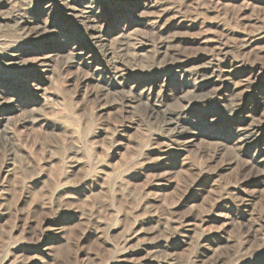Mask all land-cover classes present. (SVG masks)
Returning a JSON list of instances; mask_svg holds the SVG:
<instances>
[{
    "label": "rangeland",
    "instance_id": "1",
    "mask_svg": "<svg viewBox=\"0 0 264 264\" xmlns=\"http://www.w3.org/2000/svg\"><path fill=\"white\" fill-rule=\"evenodd\" d=\"M44 5L0 0V264H264V2L97 0L98 39ZM115 64L198 136L121 103Z\"/></svg>",
    "mask_w": 264,
    "mask_h": 264
},
{
    "label": "bare ground",
    "instance_id": "2",
    "mask_svg": "<svg viewBox=\"0 0 264 264\" xmlns=\"http://www.w3.org/2000/svg\"><path fill=\"white\" fill-rule=\"evenodd\" d=\"M57 1L58 0H43V2L45 4L43 7L44 8L43 11H46L48 9L49 10L48 12H53L55 8H57L60 11L62 10L64 12V15L66 14L69 17L75 18L81 24H84L85 33L88 34L91 38H95V39L99 38V32L100 31L98 30V26L95 23V17H94V15H96V12L94 9L95 8V2H97V0H89V2L84 4V7H82V8L79 7L78 5L74 4L73 2L69 1V0L61 1V2H57ZM262 1L264 2V0H262ZM263 12H264V7H263ZM42 20H44V19H42ZM52 30H51V26H49V22H46L44 26H38L37 25L32 30L30 29L29 31L30 32L32 31V34L34 35L35 33L48 34V33L53 32ZM262 31L264 34V27L261 29L260 33ZM27 32H28V29H27ZM123 35H124V33H123ZM257 40H260V41L264 40V35H261L258 38L253 39V42H255ZM250 41L251 40H249L247 42L245 41V42L247 44H249ZM111 53L112 52H108V55H110ZM222 54L223 55L227 54L226 48H224V53H218L217 52L218 57H216L213 54L210 55L209 60L207 61L206 65H205V68L211 72L209 75H207V78H209L210 81L212 80V82L217 80L220 77V73L224 70L221 63H218L219 62V56ZM16 55L14 54L11 56H16ZM15 58H17V57H15ZM45 62H46V60H41L39 63L43 66L45 64ZM229 69H232L231 65L229 66ZM229 71H231V70H229ZM130 72H131V70L127 71V69H124L122 66L115 64L114 67L108 73L109 75L113 76V78L115 80L113 82H110L109 86H115V85H117V86L122 85L123 86V89L125 92H123V90H122V92L124 94H122L119 97V99H121V101H120L121 103L124 102L125 98H123V97H125V96L127 98L126 102L129 103L130 105H132V103L135 100L139 99L138 104L143 106L144 109L146 110V112L150 116L158 115L159 118L164 120L165 124L169 128V129L167 128L168 133H166L165 138L168 139L169 141L173 142V143H176V142L180 141V139L186 138L188 135L193 133L192 131H189L186 128V124L190 123L191 120L188 117H186L184 107H181L180 109H177V110H173L170 108H162L161 107L162 100H160L158 97L152 96L150 93L147 92L146 89H140V88H137V86L123 84L124 79L128 76V74H130ZM216 75H217V78L214 79V77H216ZM125 87H128L129 91H126ZM110 89H112V88H110ZM136 92H138L139 95L135 94ZM2 93H4V92H0V112H2L1 113L2 116L0 118V127L4 128L5 132L8 133L7 126H8V124H10V120H11V114L10 113L12 112L13 107L19 106V105L23 104L24 102L20 98V95H19L20 93L17 94L16 92H14L13 93L14 96L9 98V99L6 98L5 96H3ZM116 102H117L116 100L114 102L112 101L111 105L116 104ZM27 103L28 102H26V104ZM34 109H36V108H34ZM35 115H36L35 113H32L30 115V119L32 118V119L37 120V117ZM46 124L51 125L49 122H46ZM239 130H240L241 134H237V135L239 136V140L243 141L245 138H250L253 135H255L257 128L253 123H249L248 125L247 124L241 125L239 127ZM196 136H198L197 133H193L191 136V140L195 139ZM168 145H169V143H168ZM218 146L226 147V146H223L221 143H219ZM71 166H72L71 171L75 172L76 169L80 168V163H79V161H76L74 164L71 163ZM8 171H10V170H8ZM150 244H151L150 242L147 243V245H150ZM153 249L154 248H152L151 251ZM150 260H153V258H150Z\"/></svg>",
    "mask_w": 264,
    "mask_h": 264
}]
</instances>
